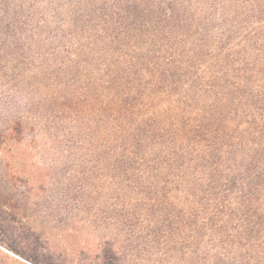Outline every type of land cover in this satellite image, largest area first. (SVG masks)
<instances>
[{
    "label": "trees",
    "instance_id": "1",
    "mask_svg": "<svg viewBox=\"0 0 264 264\" xmlns=\"http://www.w3.org/2000/svg\"><path fill=\"white\" fill-rule=\"evenodd\" d=\"M262 133L264 0H0V264H264Z\"/></svg>",
    "mask_w": 264,
    "mask_h": 264
},
{
    "label": "rangeland",
    "instance_id": "2",
    "mask_svg": "<svg viewBox=\"0 0 264 264\" xmlns=\"http://www.w3.org/2000/svg\"><path fill=\"white\" fill-rule=\"evenodd\" d=\"M199 119L201 122V125L203 126V129L206 131H210L211 133H191L193 135H201V138H204L202 141L206 143L209 141L208 139L213 137L215 133H212L214 128L210 125V117L207 116V114H204L202 112L199 113ZM212 129V130H211ZM28 137L31 133H25ZM248 134V133H247ZM250 138H246L245 141L248 146L254 147L257 149H261L264 145H262L264 141V133L256 134L255 136H252L253 134H250ZM36 151H33V155H35ZM179 194L176 192H173L170 196V199L174 202H177L179 199ZM27 242L24 240L21 236H16L12 233H6L4 229H0V251L8 254L9 256L18 259L22 262H26L24 259L20 258L18 255L25 257H30V252H28L27 248Z\"/></svg>",
    "mask_w": 264,
    "mask_h": 264
}]
</instances>
